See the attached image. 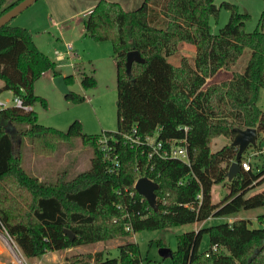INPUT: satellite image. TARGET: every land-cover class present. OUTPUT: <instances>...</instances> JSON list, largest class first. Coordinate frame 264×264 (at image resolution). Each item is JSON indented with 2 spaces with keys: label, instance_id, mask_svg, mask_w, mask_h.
I'll return each instance as SVG.
<instances>
[{
  "label": "trees",
  "instance_id": "16d2710c",
  "mask_svg": "<svg viewBox=\"0 0 264 264\" xmlns=\"http://www.w3.org/2000/svg\"><path fill=\"white\" fill-rule=\"evenodd\" d=\"M21 1L0 0V17ZM222 8L230 12L229 21L213 34L211 19L217 20ZM250 20L238 5L226 1L218 6L215 0H144L138 9L125 10L117 2L101 0L88 15L85 30L93 40L113 46L118 130L88 135L75 121L61 131L40 124L34 109L0 108V232L5 231L27 258H36L264 207V190L245 197L264 183V166L259 171L241 169L228 181L225 199L212 201L213 187L226 182L238 153L232 145L212 152V140L235 138L237 128L264 132V111L258 106L264 89V11L251 33L246 29ZM182 42L196 48L193 63L183 56L175 66L169 58L179 53ZM245 49L251 56L243 73L206 87L219 71L231 70ZM130 51H138L144 63H133L128 73ZM49 71L54 77L63 74L28 29L10 23L0 29V95L11 91L26 106L47 107L34 87ZM80 76L85 88L95 87L93 77L82 72ZM65 80L70 86L75 78L67 75ZM65 97L85 101L74 92ZM156 135L164 142L186 140L190 163L148 158L145 139ZM104 137L107 157L100 144ZM75 138L93 153L90 168L71 179L60 174L54 182L43 181L24 169L16 153V144L27 139L35 155L52 157ZM142 177L159 185L157 211L135 189ZM257 223L259 227H252L249 220L237 219L185 232L171 250L173 264H264V214ZM205 235L210 245L201 252ZM215 245L217 252L212 251ZM159 247L166 246L160 242ZM118 249L117 258L100 251L74 256L71 264L154 263L143 258L138 243Z\"/></svg>",
  "mask_w": 264,
  "mask_h": 264
},
{
  "label": "rangeland",
  "instance_id": "374dc122",
  "mask_svg": "<svg viewBox=\"0 0 264 264\" xmlns=\"http://www.w3.org/2000/svg\"><path fill=\"white\" fill-rule=\"evenodd\" d=\"M14 1V0H9ZM101 0H61L53 1L52 6L48 0H39L30 8L22 12L10 22L11 26L22 27L33 35L38 48L54 62L63 76L73 75L75 81L68 86L70 92L83 96L85 101L75 103L68 100L54 83L53 72H47L35 83L36 95L44 98L47 107L40 103L35 104L34 110L38 115L39 123L61 131H67L70 125L79 121L82 131L88 135H103L105 132H117V75L116 61L112 43L97 42L87 35L85 21L88 18L87 8ZM117 2L125 10H135L141 7L144 0H107ZM238 5L242 13L249 14L251 20L247 22L248 32H254L259 27L260 18L264 11V0H215L219 6L222 2ZM98 2V3H99ZM52 7V9H51ZM230 18V12L222 8L217 20L211 19L213 34H219ZM72 44L73 50L66 54L67 45ZM65 54L63 61H58L55 52ZM186 56L193 63L195 56L194 46L181 48L179 53L169 58V62L175 66L180 65L181 58ZM251 56V50L245 49L237 64L231 70H221L215 76L207 80L206 87L213 83H221L233 77L234 73H243ZM76 66H80L76 69ZM80 72L96 80L95 87L85 88ZM0 86L3 82L0 81ZM14 93L5 91L0 95L1 101L13 105ZM258 106L264 111V89L260 91ZM9 131H13L9 128ZM234 138L220 136L212 140V152H217L225 146H230ZM259 141V140H258ZM258 151L256 148L250 149ZM16 153L22 159L24 169L38 176L43 181H56L58 175L65 174L71 179L79 173L90 168L92 149L83 145L80 138H75L68 145L59 147L52 157L37 156L31 151L30 142L24 139L21 144H16ZM264 166V154L252 159L251 167L259 171ZM228 180L215 185L212 191L214 204L221 203L229 194ZM264 190V183L251 189L246 198ZM264 214V207L252 210H241L229 218H217L207 221V226L230 223L234 215L250 221L252 227H259L257 217ZM235 219V220H236ZM194 225L177 226L168 231L134 233L124 239H115L94 244L77 246L66 250L49 252L41 257L27 258L16 242L4 231L0 232V264H14V258L7 251L5 238L21 257L23 264H71L74 256L104 252L106 257L117 258L118 247L127 242H135L140 245L144 259L160 264H173L172 258L162 259L159 256V243L175 251L179 236L185 232L193 231ZM3 237V238H2ZM209 236L205 235L201 245V252L209 249ZM142 264H147L145 261Z\"/></svg>",
  "mask_w": 264,
  "mask_h": 264
},
{
  "label": "water",
  "instance_id": "95a60500",
  "mask_svg": "<svg viewBox=\"0 0 264 264\" xmlns=\"http://www.w3.org/2000/svg\"><path fill=\"white\" fill-rule=\"evenodd\" d=\"M37 1L39 0H22L14 8L2 15L0 17V29L9 24L12 20H14L22 12L34 5ZM133 63H144V59L141 57L138 51H130L127 55L126 68L128 73H130ZM65 78L66 76L61 75L58 77H54L53 81L57 88L65 96H67L70 94V91ZM235 131L236 136L231 145L238 149V153L235 161L231 164L229 171L226 175L227 180L229 182L232 181L240 173V161L242 160L246 150L250 147H257V139L259 134L256 128H248L245 130L237 128L235 129ZM135 189L140 195H142L147 200L151 208H153L155 211L158 210L156 191L159 189V185L157 183L147 177H142L136 182ZM67 234L70 237L73 236L72 233L69 231H67ZM159 256L162 259L172 258V251L168 247H160Z\"/></svg>",
  "mask_w": 264,
  "mask_h": 264
},
{
  "label": "built area",
  "instance_id": "2783aa9c",
  "mask_svg": "<svg viewBox=\"0 0 264 264\" xmlns=\"http://www.w3.org/2000/svg\"><path fill=\"white\" fill-rule=\"evenodd\" d=\"M72 50H73V45L68 44L66 54H70ZM55 55L58 61H63L65 59L64 53H60L56 51ZM8 104L9 102L0 100V108H9V107L15 106L25 111H30L33 109L32 106L24 105V102L20 97H14L12 106H9ZM145 143L148 144V146L150 147V150L148 153V158L150 159L152 158H157V159H162V160L178 159L186 163H190L188 145H187L186 140H183V141L174 140L170 142H164V141L157 140V135H156L153 137H147L145 139ZM100 144H101V150L104 152V156L107 157L108 151H109L108 144H107V138L104 137L100 141ZM257 146L260 147V150L257 149L258 151H255V152L253 150L250 151V149L256 148V147H250L244 153L243 158L240 161L242 170L250 171L252 169L251 167L252 159L255 156L264 154V132H261L258 134ZM218 250H219L218 246L215 245L212 247L213 252H217ZM208 255L209 254H207V256ZM153 264H160V263L154 262Z\"/></svg>",
  "mask_w": 264,
  "mask_h": 264
},
{
  "label": "crops",
  "instance_id": "0c3cea01",
  "mask_svg": "<svg viewBox=\"0 0 264 264\" xmlns=\"http://www.w3.org/2000/svg\"><path fill=\"white\" fill-rule=\"evenodd\" d=\"M48 1H50V5L52 6V2L54 1V0H48ZM55 1H61V0H55ZM99 2V1H98ZM98 2H97V4H98ZM96 7V3L94 4V5H92L91 7H88L87 8V12L85 13V15L86 14H90V12H92L93 10H94V8ZM51 9H52V7H51ZM189 48V47H191V45H188V44H186V43H184V42H182V43H180V45H179V50H181V48ZM194 51L196 52V48L194 47ZM48 73H45V74H43V75H47ZM63 75V74H62ZM0 87H2V86H0ZM33 109H34V107H33ZM237 215V214H236ZM236 215H234V218H232L233 220H230V223L231 222H233L236 218H239L238 216H236ZM229 217H231V216H229ZM229 217H224V218H229ZM223 218V219H224ZM218 220L217 218H210V219H208V220H206V221H204V222H201V223H197V224H195L194 225V229H195V231H197V230H199L201 227H206L207 226V221H212V220ZM237 220V219H236Z\"/></svg>",
  "mask_w": 264,
  "mask_h": 264
},
{
  "label": "bare ground",
  "instance_id": "6f19581e",
  "mask_svg": "<svg viewBox=\"0 0 264 264\" xmlns=\"http://www.w3.org/2000/svg\"><path fill=\"white\" fill-rule=\"evenodd\" d=\"M3 238V237H2ZM3 240L6 242L7 244V251L10 252V254L13 256L15 263L14 264H23V261L21 259V257L17 254V252L14 250L13 246L10 245V243L3 238Z\"/></svg>",
  "mask_w": 264,
  "mask_h": 264
}]
</instances>
